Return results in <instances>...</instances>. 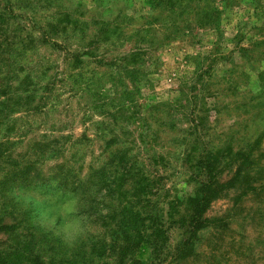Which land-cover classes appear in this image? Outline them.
<instances>
[{"label":"rangeland","instance_id":"obj_1","mask_svg":"<svg viewBox=\"0 0 264 264\" xmlns=\"http://www.w3.org/2000/svg\"><path fill=\"white\" fill-rule=\"evenodd\" d=\"M3 77L34 92L30 109L10 112L0 125L1 150L31 162L30 173L69 168L91 181L94 169L114 170L115 153L126 152L155 174L141 214L159 207L166 238L154 253L141 244L143 262L166 264L187 237L186 226L167 217L173 198L180 204L171 217L193 213L185 200L201 170L187 153L214 148L229 158L251 143V183L264 186V0H0V83ZM229 161L219 166L220 180L235 171L238 162ZM235 184L210 201L204 215L212 222L170 264H264V188ZM28 187L64 192L56 179L37 178L5 191L2 201L18 204L10 215L0 212L1 223L23 222L0 231V264H37L36 256L56 264L76 249L78 242L67 245L42 227L39 209L13 195ZM81 214L91 227L80 238L84 248L92 236L109 237L94 213ZM103 259L98 264H116L110 252Z\"/></svg>","mask_w":264,"mask_h":264},{"label":"trees","instance_id":"obj_2","mask_svg":"<svg viewBox=\"0 0 264 264\" xmlns=\"http://www.w3.org/2000/svg\"><path fill=\"white\" fill-rule=\"evenodd\" d=\"M4 79L5 77H3V82L0 83V97H3L0 99V125L6 123L9 114H11L10 112L30 109L33 106L31 102L34 99L33 91L30 90L26 93L24 88L20 89V83L18 86L11 87V85L5 83ZM112 140L113 143L116 142V139ZM2 145L0 142V212L10 215L13 208H17L15 205L18 204V202H11V205L5 204V201H2L7 196L5 191L10 192L19 186L30 185L36 178L41 179L43 182L56 179L59 189L64 191V193L73 192L78 194L85 204L89 203L88 207L82 209L81 213H94L95 220L109 232L108 238H102V236L90 237L88 249L83 247L82 239L78 240L79 244L76 243V249L72 253L60 258L56 257L58 259L56 264H98L104 261V256L109 252L114 255L116 264H153L154 261L146 263L137 259L136 253L141 244L144 243H148L151 246L153 253L156 252L162 244V238H166V235H164L166 227L160 219L159 207L158 211H155L149 217L143 216V213L141 214L142 209H147L151 196L154 195L151 189L156 183V179H154L156 177L154 176L155 174H147L140 169L136 158L132 159L125 151V153L121 152L120 155L115 153V158H117L114 159L116 164L114 170L105 171L102 167L94 169L92 173L96 179L90 181L91 176L81 179L69 168L65 172L59 170L57 175H44L43 172L35 171L36 168L31 162L23 163L17 158L3 153V150H1ZM252 145L250 143L246 149L234 152L229 156L230 159L221 150L214 151V148L208 149L205 153L199 154V156L194 154L191 156L187 153V160L191 158L195 160V165L199 166L201 170V176L198 178L195 192L185 200L186 203L193 206L192 215H188V217L180 216V220L174 219L170 215V210L180 203L175 198L167 201L168 222L186 226L187 237L181 242L180 247L166 264L179 263L177 262L179 259L185 258L184 256L188 254L189 243L196 231L203 229L209 221L210 223L212 222L204 215L210 201L220 196L228 187L237 188V184L232 186L234 181L238 182L242 179L245 182L247 181L248 184L245 188L252 191H260L264 188L261 184L251 183L254 180L251 174L255 173L253 171V157L250 153ZM194 146L196 147V145ZM52 150L54 153L59 149L54 147ZM223 159L228 163L230 162L229 160H231V163L238 162L235 171L226 180L218 178L222 165L221 167L219 166L222 162H225ZM60 166L57 165L59 169H62ZM33 168L35 170L30 173ZM71 176L72 179L69 181L68 177ZM159 179L161 178L158 177ZM158 180L157 182H159ZM104 185L109 188H105V193H102L104 189L102 186ZM246 189L242 193H246ZM90 190L94 191L93 196H91L92 192ZM104 195L105 199H103ZM8 207L12 210L7 211ZM19 212L22 214L23 210H19ZM146 219H148V225L144 224ZM22 222L23 219L17 221L18 224L1 223L0 214V231L18 229V225ZM166 223L167 220H165V225ZM28 247V241H24L22 250L25 251ZM1 254H4V252L0 251V256ZM54 258L55 256H53ZM21 260L15 259L13 264H20L22 263ZM35 260L38 261L37 264H44L41 256H36ZM53 262L54 260L51 261V264Z\"/></svg>","mask_w":264,"mask_h":264},{"label":"clouds","instance_id":"obj_3","mask_svg":"<svg viewBox=\"0 0 264 264\" xmlns=\"http://www.w3.org/2000/svg\"><path fill=\"white\" fill-rule=\"evenodd\" d=\"M13 195L25 207H37L41 226L54 230L67 245L76 243L86 231L91 230L88 217L81 214L86 204L78 194L44 193L28 187L17 189Z\"/></svg>","mask_w":264,"mask_h":264}]
</instances>
